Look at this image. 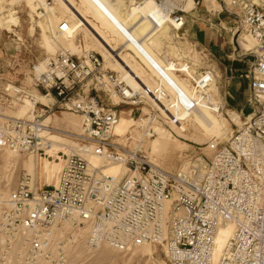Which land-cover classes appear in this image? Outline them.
Listing matches in <instances>:
<instances>
[{"label": "built area", "instance_id": "1", "mask_svg": "<svg viewBox=\"0 0 264 264\" xmlns=\"http://www.w3.org/2000/svg\"><path fill=\"white\" fill-rule=\"evenodd\" d=\"M184 1L154 0L163 15L177 22L172 25L179 31L189 11ZM216 2L217 11L233 19L236 38L247 33L253 39V45L243 46L239 54L250 57L245 76L252 110L242 114L220 98L216 110L226 114L228 108L235 110L242 124L225 141L215 137L208 141L211 155L203 164L163 167L134 144L132 131L118 135L113 130L119 117L115 105L128 104L130 114L138 109L134 125L143 135L163 130L179 136L185 130V111L195 108L197 101L169 81L174 100L168 91L131 86L122 70L106 66L94 50L83 49L78 55L63 46L32 61L17 81L6 73L19 56L9 55L6 70L0 72V147L35 151L39 157L59 161L60 168L55 181L24 172L9 191L1 211L7 252L16 246L22 263L45 261L51 247L49 230L68 220L87 228L85 240L93 248L105 243L127 250L150 242L164 246L168 264H264V0ZM68 27L63 20L58 31ZM151 66L157 70L153 62ZM200 71L215 74L210 65ZM34 90L47 101L36 99ZM26 97L34 103L30 112L15 114ZM57 108L78 114L80 130L45 123V115ZM49 133L75 139L80 151L52 149ZM89 152L127 170L121 177L106 174L89 161ZM227 225L232 226L231 233L217 252L215 234Z\"/></svg>", "mask_w": 264, "mask_h": 264}, {"label": "rangeland", "instance_id": "2", "mask_svg": "<svg viewBox=\"0 0 264 264\" xmlns=\"http://www.w3.org/2000/svg\"><path fill=\"white\" fill-rule=\"evenodd\" d=\"M107 1L122 17L129 18V8L133 5L130 0ZM46 3L52 7L48 8ZM10 16L17 17L16 23H12L14 25L12 27L13 30H9L1 24L0 27L5 31L9 30V34L20 44V47L12 52V54H17L19 56L18 63L6 73V75L13 80L20 81L23 79L24 73L27 72L32 61L40 59L45 54L53 53L62 46L69 48L78 55L82 54L83 49L94 50L101 54L104 58L103 61L105 60L104 63L106 66L121 70L117 67L113 57H110L111 61H109L108 54L106 56L103 55L104 49L96 44L94 37L86 31L84 27L80 28L73 38L66 37L63 34L59 35L58 23L65 19V21L69 22L70 16L58 0H0V17L7 20ZM130 18L125 32L132 39H141L148 48L147 53H154L159 59H163L164 56H168L174 60L190 59L193 67L199 71L208 65L214 67L217 83L212 85V92L215 100L221 102L222 90L219 76L220 71L218 67L215 66L214 61L207 51L190 40L182 30L178 32L173 27L167 25L150 27L147 21L142 22L143 20L139 15L135 16L133 19ZM96 22H100V19H96ZM244 35L248 34L244 33ZM126 39H128L127 36ZM246 40L249 41L247 47L253 45V39L249 35L246 36ZM123 51H125L124 53L131 52L134 56V60L142 63L147 71L145 77L150 82L152 88H154L158 80V75H155L152 69L146 63H143L140 55L132 48L128 47ZM160 72L161 70H159V73ZM174 78L182 84L188 81V78L184 75L179 77L175 76ZM39 96L42 97L43 95H36V97ZM41 101L45 102L47 100L43 98ZM24 102L26 101L23 100L19 103L13 111L15 114H26L28 105H24ZM115 107L119 110L120 118L126 117L133 119L127 127L130 126V130L136 134L138 140L134 141V144H138L140 148L145 150L153 161L170 169L189 167L198 162L202 164L206 163L211 155L208 141L214 137L221 141H225L230 132L242 124L240 121L239 124L235 125L234 123H236V121L232 122L229 115L225 112L223 115H219L212 111H206L215 124L214 128L210 129L206 127L207 130L203 126L202 128L198 118L194 117L192 114L190 119L186 122V130L182 131L179 136L170 135L166 131L153 136H146L141 135L142 131L134 125L136 124L135 119L138 109L134 108L130 114L129 111L131 106L128 104H117ZM143 110H145V108H143ZM44 121L45 123L51 122L54 126L71 131L76 132L80 130V117L70 110L57 108L53 113L46 116ZM49 137L54 138V141L58 143L55 146L56 148H65L66 152L68 148H66L67 146L65 143L76 144L70 142L71 140L76 142L75 139L64 134L49 133ZM156 141L160 143L159 146L156 145ZM31 155L35 157L36 154L0 147V264H24L19 261L18 256L15 255L16 246L9 248L10 252L6 250L1 231V211L7 194L16 187L24 172H29L33 176L45 175L42 173L41 169L46 162H49L48 159L44 157L42 159L38 158L37 161L39 165L36 173H34L35 171L28 168L27 163ZM57 162L59 161L51 162L50 165ZM102 165V169L105 166L112 165L120 166L121 170L125 168L124 165L123 168V166L118 163H108L103 160ZM126 170L125 168V171ZM64 221L57 223V227L62 230V233H57V228H51L49 230L52 236L49 257H46L45 261L39 262L38 264H168L165 248L162 244L146 242L152 251L151 254H146L141 250L143 245L133 249H131L133 247L131 246L127 250H118L104 244L93 248L86 243L85 234L83 233L81 235H76L77 238L74 239L70 228L66 229L63 227Z\"/></svg>", "mask_w": 264, "mask_h": 264}, {"label": "bare ground", "instance_id": "3", "mask_svg": "<svg viewBox=\"0 0 264 264\" xmlns=\"http://www.w3.org/2000/svg\"><path fill=\"white\" fill-rule=\"evenodd\" d=\"M58 1L61 2V5L63 6L64 10L70 16L69 22L67 21L68 26H69L68 30L66 32L58 31L59 35L63 34L66 37L73 38L76 36L78 30L84 27V29L88 31L94 37V39L96 40V44L104 49L103 55L106 56L108 54L107 56H108L109 61H111L110 57L114 58L117 67L123 71L126 81L131 86L136 87L142 84L143 86L146 85V86L152 87L150 82L145 77L147 71L143 67L142 63L134 60V56L132 55L131 52L124 53L125 51H123L124 49H127L128 47L132 48L134 51H136L140 55L143 63H146L152 69L154 74L158 75L157 77L158 80L156 82L157 85L155 84L154 88H158L160 92L163 91L164 93L168 91L171 95V99L174 100L176 95H175V92H173V89H171V87L168 85L167 81H169L177 89L185 92L191 98L196 99L197 106L190 111H185L186 122L190 119L191 115L193 114L194 117L198 118L199 124L201 127L203 126L205 127V129L206 127L210 129L214 128L215 124L212 121V119L209 117L206 111H212L219 115L220 114L223 115V112L220 109L216 110V106L218 104H221V102L215 100L213 92H212V85H215L217 83L215 74L214 73L212 74L210 72H202V71L196 70L192 64L188 63L187 59L174 60L172 58H169L168 56H164L163 59L161 58L159 59L156 57L154 53H147L148 48L145 46V44L143 43L141 39L139 38L132 39L125 32V29L128 27L127 23L129 21L130 16H131L130 19H133L137 15L141 17V19L143 20L142 22L147 21L150 27L158 26V25H167V26H171L174 28L172 24L177 25V22H175L171 16H166L162 14L160 6L157 3H155L154 0H135V1L130 0L131 4L133 3V5L131 6V8H129V13H128L129 18L122 17L119 14V12H117L113 8V6L109 4L107 0H78V1L77 0H58ZM212 2L214 5L218 6V2H216V0H212ZM46 5L48 8L52 7V6H49L48 3H46ZM193 6H194L193 0H185L183 2V7L186 10H190ZM112 12H113V15H112ZM150 15L154 16L157 22L153 21ZM16 19L17 17H14V16H10V18L7 20L0 17V24L9 30H13L12 27L14 26L13 24L16 23ZM96 19H100V22H96ZM62 21L58 23V27ZM175 30L179 32V30L177 29ZM126 36L128 37V39H126ZM246 36L248 35H244V33H242V35L240 36L242 38L241 45L244 47H247L249 44V41L246 40ZM151 62H153L157 66V70H155L151 66ZM159 70H161L160 73H159ZM181 75H184L185 77H187L188 81L184 82L183 84L179 81H176L174 77L175 76L179 77ZM206 75H208L210 79L205 80V81L200 80V78ZM197 84H199V86H197ZM32 93L35 96V98L38 100H41L44 98L43 96L36 97L37 94H41V93H38L36 91H33ZM23 100L26 101L24 102V105H28V111L26 112L27 114L30 112L34 103H33V100L28 97L24 98ZM27 101H30V102H27ZM227 112L232 122L236 121V124H239L240 121L242 122L243 119L237 115V112L235 110L228 108ZM181 113L184 114V112H181ZM48 115L49 114H46L45 117ZM132 121L133 119H130V118H126V117L120 118V115H119L116 123L113 125L114 132L117 133L118 135H122L126 131H129L130 126L129 127L127 126ZM186 127H187V124H185V130H186ZM194 130H195V127H194ZM163 132H164L163 130L159 131V133H163ZM141 135H143V132H141ZM133 139L134 141L138 140L136 137V134L133 135ZM70 142L76 143L72 140ZM52 143L53 144L51 148L57 149L55 146L58 143L56 141ZM65 144L67 146L66 148H68L67 152H70L72 150L80 151L78 150L79 145L77 143L75 145L71 143H70L71 145L69 143H65ZM156 145L159 146L160 143L156 141ZM27 152L35 153V151H27ZM86 156L92 164L99 165L100 167L103 166L102 165L103 159L101 158V156L96 155L94 153H90V152L86 153ZM38 158L42 159L43 157H39L38 155H35L34 157L31 155V157L27 161L28 168L30 170L35 171L34 173H36L38 165H39L37 161ZM48 161L49 162H46L45 165H43L41 169L42 173L45 174L43 175V177H45L48 181L49 180L55 181L57 177V171L60 168V164H59L60 162L53 163L52 165H50L51 162H56V160H53V161L48 160ZM108 163H118V162H108ZM118 164L122 165L120 163ZM102 170L106 174H111L112 172L111 175L115 177H121L125 172V168L121 170L120 166H117V165L105 166ZM35 176L37 175H34L33 178H35ZM38 177H42V176L38 175ZM63 224H64L63 227H65L66 229L70 228V231L74 239L77 238L76 235H81L82 233L86 235L87 228L84 225H80V224L73 225L72 222L68 220H65ZM51 228L53 229L57 228L58 230L57 233L59 234L62 233V230L59 227H57V223H54ZM231 230H232V226L227 225V226H223L219 228L218 231L216 232L215 244H216L217 252H219V250L223 246L225 240L230 235ZM104 245H107V244L104 243ZM141 245H143L141 247V250L144 253L146 254L152 253L148 243L146 242L136 244L131 249L141 246Z\"/></svg>", "mask_w": 264, "mask_h": 264}, {"label": "crops", "instance_id": "4", "mask_svg": "<svg viewBox=\"0 0 264 264\" xmlns=\"http://www.w3.org/2000/svg\"><path fill=\"white\" fill-rule=\"evenodd\" d=\"M215 7L212 0H198L184 15L182 32L207 51L218 67L222 100L229 107L247 114L252 110L248 101V78L245 76L250 57L239 56L243 50L242 38H236L233 33V19ZM9 33L0 27V72L6 70L9 55L20 47Z\"/></svg>", "mask_w": 264, "mask_h": 264}]
</instances>
